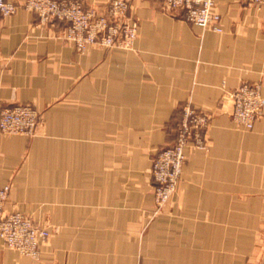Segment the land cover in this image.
<instances>
[{"label": "crops", "instance_id": "crops-1", "mask_svg": "<svg viewBox=\"0 0 264 264\" xmlns=\"http://www.w3.org/2000/svg\"><path fill=\"white\" fill-rule=\"evenodd\" d=\"M79 1L104 13L110 0ZM128 1L131 48L79 52L66 22L41 25L23 7L0 17V111L42 115L34 137L0 129L5 211L51 232L39 259L0 238V264H264V114L240 128L228 97L244 82L264 97V8L215 0L217 33L162 0ZM187 103L211 116L208 146L187 149L179 188L154 216L153 159Z\"/></svg>", "mask_w": 264, "mask_h": 264}, {"label": "built area", "instance_id": "built-area-1", "mask_svg": "<svg viewBox=\"0 0 264 264\" xmlns=\"http://www.w3.org/2000/svg\"><path fill=\"white\" fill-rule=\"evenodd\" d=\"M163 9L172 14H182L186 21L223 32L222 16L215 0H162ZM258 9L264 0H247ZM20 7L34 12L38 23L66 22L63 39L83 52L89 46L131 48L137 38L138 24L128 16V0H110L104 13L86 9L79 0H25L22 5L10 0H0V17L14 15ZM231 117L235 124L251 130L264 114V97L260 83L244 82L230 91ZM42 122L41 113L32 105L4 107L0 111V129L9 135L36 136ZM211 116L190 103L181 108L173 144L157 151L153 159L151 176L154 182V216L160 213L176 194L187 160V149H206V134ZM11 185L0 187V238L4 244L19 254L39 259L41 247L51 236L48 228L36 223L20 211L6 212Z\"/></svg>", "mask_w": 264, "mask_h": 264}]
</instances>
